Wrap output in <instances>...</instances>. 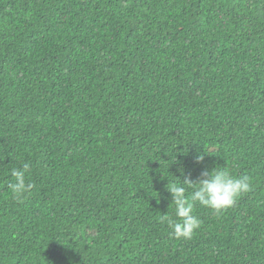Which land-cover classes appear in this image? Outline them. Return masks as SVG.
Returning <instances> with one entry per match:
<instances>
[{"label": "trees", "instance_id": "trees-1", "mask_svg": "<svg viewBox=\"0 0 264 264\" xmlns=\"http://www.w3.org/2000/svg\"><path fill=\"white\" fill-rule=\"evenodd\" d=\"M226 166L176 239L169 180ZM0 264H264V0H0Z\"/></svg>", "mask_w": 264, "mask_h": 264}, {"label": "clouds", "instance_id": "clouds-1", "mask_svg": "<svg viewBox=\"0 0 264 264\" xmlns=\"http://www.w3.org/2000/svg\"><path fill=\"white\" fill-rule=\"evenodd\" d=\"M196 156V162L203 164L206 154ZM29 165L22 163L20 167L11 169L13 182L8 184V188L16 199L24 198L34 188V184L27 179ZM181 176L185 179L181 181L176 176L175 180H169L167 191L172 196L170 208L175 209V219L171 217L169 211L160 218L161 223H167L172 229V235L176 239H188L200 228L202 221L194 214L197 205L211 209L219 214L233 207L237 201L253 190V184L249 176L233 175L226 167H216L209 171L202 172V179L193 182L183 167L179 169ZM189 189L191 192L189 194ZM169 208V209H170Z\"/></svg>", "mask_w": 264, "mask_h": 264}]
</instances>
